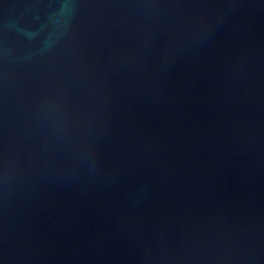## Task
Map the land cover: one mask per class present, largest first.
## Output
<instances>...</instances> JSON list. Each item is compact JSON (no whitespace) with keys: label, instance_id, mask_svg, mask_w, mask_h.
<instances>
[{"label":"water","instance_id":"obj_1","mask_svg":"<svg viewBox=\"0 0 264 264\" xmlns=\"http://www.w3.org/2000/svg\"><path fill=\"white\" fill-rule=\"evenodd\" d=\"M0 264H264V0H0Z\"/></svg>","mask_w":264,"mask_h":264}]
</instances>
